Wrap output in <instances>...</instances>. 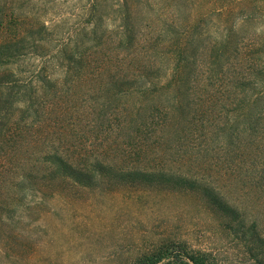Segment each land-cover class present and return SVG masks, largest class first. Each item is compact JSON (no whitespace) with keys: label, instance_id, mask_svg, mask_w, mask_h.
Returning a JSON list of instances; mask_svg holds the SVG:
<instances>
[{"label":"rangeland","instance_id":"obj_1","mask_svg":"<svg viewBox=\"0 0 264 264\" xmlns=\"http://www.w3.org/2000/svg\"><path fill=\"white\" fill-rule=\"evenodd\" d=\"M93 10L101 19L99 32L106 30V35L88 56L82 75L53 68L56 85L45 98L49 103L41 119L34 122L19 110L0 117V134L12 136L11 142L0 136V264H134L165 242H184L192 251L211 253L218 264H255L243 243L224 229L220 215L188 192L88 188L58 178L47 182L44 174L50 171L45 159L50 151L75 164L91 155L108 157L110 162L131 156L125 133L134 134L136 126H131L133 122L127 127L119 115L126 108L138 110L142 101L139 95L125 98L122 91L117 94V110L108 106L115 103L108 89L111 81L138 76L161 54L151 56V47L166 50L168 36L169 46H192L198 40L197 54L195 48L190 52L196 54L193 70L199 83L190 95L191 114L177 113L170 131L166 129L160 139L156 134V144L142 146L137 167L206 175L242 209L247 221H257L264 235V183H248L246 177L256 167L251 160L247 166L238 165L237 144L225 148L217 130L233 94L207 77L209 47L226 33L237 48L229 52L228 74H249L252 65L264 63V0H0V44L16 33L29 31L39 38L47 30L52 45L60 47L81 30L92 31ZM123 12L131 14L128 24L138 31L129 51L118 43L125 26ZM27 40L26 54L14 65L0 66V78L12 74V80L36 79L44 57ZM148 117L144 124L150 122ZM185 125L190 137L181 129ZM178 134L192 144L181 147ZM260 141L264 150V138ZM246 152L253 154L252 148ZM240 170L245 171L243 176Z\"/></svg>","mask_w":264,"mask_h":264},{"label":"trees","instance_id":"obj_2","mask_svg":"<svg viewBox=\"0 0 264 264\" xmlns=\"http://www.w3.org/2000/svg\"><path fill=\"white\" fill-rule=\"evenodd\" d=\"M93 7L97 9L98 5ZM94 11L97 12L93 10L90 14L91 20L95 21L92 31L87 33L86 29L81 30L73 36L70 42L60 47L52 45L49 34H46L47 30L42 31L44 37L35 38L33 33L26 31L4 39V42L0 44L1 67L4 64H16L21 55L26 54L28 38L35 53L42 55L44 61H42L41 69L35 80L29 82H24L22 79L12 80V74H5L0 78L1 119L7 118L9 112L14 114L15 110L32 116L29 118L34 122L38 118L41 119V113L46 110V105L49 103V97L46 100L45 98L49 95L50 88L52 90L56 85L50 73L54 67L62 68L63 71H67V74L71 73L79 77L82 75L88 56L101 46L106 35V30L99 32L101 19ZM120 16L125 26L120 31L119 47L129 51L135 46L138 31L128 24L132 18L130 13L123 12ZM173 35L174 32L171 33V39ZM167 39L170 42V36ZM229 40L230 34L226 33L223 40L209 47L208 80L220 83L219 87L228 89L233 94V102L225 103V115L223 113L220 117L222 120L218 123L217 130L225 148L237 144L241 151L238 165L242 163L244 165L248 162L247 160L252 161L256 171L251 172L249 178H246L251 185H260L264 183V161L257 159L260 152H263L261 159L264 158V150L258 146L261 143V138H264V63L252 65L253 72L249 74H228L230 73L228 72L229 52L233 53L237 49L236 44L233 46ZM168 42L164 45L166 50L163 49L164 47H161L162 51L160 48L151 47L153 50L150 53L151 56L157 51L161 54L152 59L151 64L145 65L138 76L112 80L108 88L115 97V103L108 106L115 110H117L116 107L120 101L117 94L122 91H126L124 97L139 95L142 101L138 110L126 108L122 117L119 115L120 120H123L127 127L133 122L134 124L131 126H136L134 134L125 133L127 142L129 141L127 150L129 153L132 150L131 156L123 155L122 158L110 162L108 157L91 155L75 164L74 161L64 157L61 153L46 152L45 159L50 171L44 174V179H48L47 182H53L56 178L69 180L76 185L88 188L137 186L171 192H188L200 199L208 209L220 215L224 220V229L243 243V248L253 258L255 264H264V235L259 229V224L255 220L247 221L242 209L232 205L222 195L220 189L211 184L206 175L200 173L182 174L137 167V155L142 150V146H145V149L147 145H150V141L156 144L158 139H155L156 134L159 139L162 138L165 135L164 131L169 130V123L175 120L177 113L184 116L191 114L188 113L191 112L188 111V108L191 105L190 102L193 101L190 99V95L194 86L199 85L193 70L198 51L195 46L196 42L192 46L190 43L181 45L171 43L169 46ZM191 48H195L196 54L190 53ZM16 87H18V91L15 90ZM56 95L57 93L53 94V96ZM41 104L44 105L40 106ZM147 117L150 122L144 124L143 121ZM107 123L113 126L111 121L109 123L108 120ZM105 124L103 123L102 126ZM181 124H185V122ZM187 127L188 125H185L180 128L188 136L190 129L186 130ZM157 128L158 131H156ZM191 129L197 130L196 132L200 130L198 127ZM178 135L181 147L185 144H192L186 135ZM0 136L5 142H11L10 134H0ZM249 140L251 144H248ZM248 148H252L253 154H247ZM120 162L122 164H119ZM225 170L230 172L229 169ZM244 172L238 173L243 176ZM231 174L236 176L235 171H232ZM134 264L218 263L211 253L192 251L184 242L180 244L165 242L151 253L140 256Z\"/></svg>","mask_w":264,"mask_h":264}]
</instances>
